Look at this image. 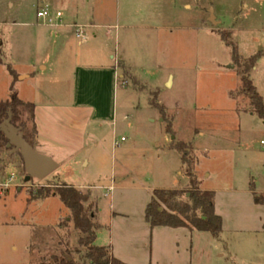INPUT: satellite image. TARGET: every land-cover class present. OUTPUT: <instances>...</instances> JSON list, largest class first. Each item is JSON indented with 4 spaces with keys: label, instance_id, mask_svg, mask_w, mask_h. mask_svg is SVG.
Here are the masks:
<instances>
[{
    "label": "rangeland",
    "instance_id": "obj_1",
    "mask_svg": "<svg viewBox=\"0 0 264 264\" xmlns=\"http://www.w3.org/2000/svg\"><path fill=\"white\" fill-rule=\"evenodd\" d=\"M40 1L0 0V101L12 92L26 103L69 101L71 45L65 48L53 38V29L36 17L41 7L63 8L60 0H43L42 5ZM178 3L150 0L139 10L155 14L152 18L120 17L137 26L128 32L138 42H119L120 51L133 53V77L125 76L117 89L114 132L105 124L99 139L90 134L86 143L92 141L93 146L80 154L61 149L56 155L60 166L44 180L24 182L19 154L12 148L0 154V264H39L49 246L56 253L68 249L80 262L85 250L78 245L79 232L71 224L59 227L69 210L56 195L31 198L38 188L58 184L92 187L90 202L95 203L101 225L94 244L128 258L126 264H264V203L255 199L264 197V125L249 111L230 50L210 30L205 12L214 11L221 20L214 28L232 31L238 53L247 58L264 50V0H188V11L180 10ZM174 10L182 14L186 30L170 34L162 27L167 19L157 16ZM68 43L76 47L74 39ZM169 71L174 74L170 88L165 84ZM31 73L37 77L19 80ZM251 80L264 101V56ZM30 127L27 120L28 132ZM164 136L172 139L170 143H191L199 188L214 194L215 213L222 219L217 238L145 224L144 210L153 191L181 189L185 183L179 154ZM83 156L88 166L81 164ZM252 179L255 186L250 191Z\"/></svg>",
    "mask_w": 264,
    "mask_h": 264
},
{
    "label": "crops",
    "instance_id": "obj_2",
    "mask_svg": "<svg viewBox=\"0 0 264 264\" xmlns=\"http://www.w3.org/2000/svg\"><path fill=\"white\" fill-rule=\"evenodd\" d=\"M176 1L179 2L178 8L180 10H191L188 0H173V3L176 4ZM149 2L150 0H60L58 6L63 9H53L60 10L65 14L64 19L67 24H80L85 27L86 32V40L80 42L74 38L71 29L48 26L53 29L52 36L54 39H58L67 49L71 45L69 51L73 62L71 71L72 91L67 103L31 102L34 104L33 122L36 131L33 147L36 152L52 158L58 164V167L62 161H59L56 155L62 150H67L72 154H80L84 152V149L91 148L93 142L86 143V139L91 137L90 134L95 136V139H99L105 124H109L112 132L115 131L116 94L119 86L123 85H121L123 80L122 70L118 67V64H123L129 78L133 77L129 70L133 53H127V49L120 51L119 42L123 41L128 45L138 42V39L133 38L132 33L128 32L137 26L123 22L120 17L122 16L124 20H130L133 17L138 20L150 16L152 18L155 14L139 10L140 7L145 9L146 4ZM7 4L9 7L12 6L10 2H7ZM40 4H44V1L41 0ZM121 6L123 11L120 13ZM206 11L209 15L206 19L210 24V30L216 31V28H219L221 24V20L218 19L211 8ZM178 13L174 10L173 13H163V15L159 13L157 16L158 18L167 19V24L162 27L170 34L175 31L186 30L185 21L181 24V19L184 18H182V14ZM171 19L179 21L171 23ZM117 23H120L121 26L119 27ZM150 26L152 25H139V28H149ZM122 29L126 31L123 35L120 34ZM228 31L232 33V31ZM71 39H74L76 47L68 43ZM111 50L114 51V54ZM40 68L41 72L46 71V66H40ZM36 77V74H25L19 80ZM173 82L174 74L169 71L166 75L165 84H169L168 87L170 88ZM164 137L167 143L172 140L168 136ZM117 144V141L113 142V145ZM88 161L87 156H83L81 164L84 167L88 166ZM260 182L262 188H264V180L261 179ZM72 186L80 191L88 192L92 201V187L84 184ZM184 186L185 183L181 189ZM111 190L112 186L107 191ZM112 217H114V214ZM145 224L149 227L146 222ZM113 257L115 256L113 255ZM115 258L123 263H128L126 257L116 255Z\"/></svg>",
    "mask_w": 264,
    "mask_h": 264
},
{
    "label": "trees",
    "instance_id": "obj_3",
    "mask_svg": "<svg viewBox=\"0 0 264 264\" xmlns=\"http://www.w3.org/2000/svg\"><path fill=\"white\" fill-rule=\"evenodd\" d=\"M215 32L230 50L231 60L236 67L240 82V93L247 98L249 111L256 115L264 125V101L256 92L250 76L258 60L264 56V50H259L254 55L243 58L231 39V32L223 30ZM1 57L0 54V65L3 64ZM118 67L122 70L123 79L128 76L123 64L119 63ZM6 68L9 74L15 78L16 75L11 66L8 64ZM10 90H13V86L10 87ZM154 106L159 107L157 104ZM26 112L28 113L27 120L31 124L29 132L26 129L27 120L23 119ZM33 113L34 104L21 101L13 92L9 99L0 101V124L10 114V123L23 132L24 139L32 146L36 136ZM168 133L171 135L172 131L169 129ZM6 145L7 140L0 133V154L8 149ZM170 147L179 154L185 187L181 190H154L144 210V221L151 229L155 227L186 228L189 231L209 233L217 238L221 233L222 219L215 213L214 194L210 191H201L199 188L200 183L194 174L196 159L191 143L179 141L170 143ZM249 190H254L253 179L249 182ZM50 195L58 196L69 210V218L61 222L59 227L64 228L65 225L71 224L73 229L79 232L78 245L84 248L85 252L81 256L80 262H76L72 259L68 249L56 253L55 249L49 246L47 247L48 255L43 257L39 264H125L113 257L108 246L100 247L94 244L101 225L97 222V208L94 203L90 202L88 192L80 191L67 184L42 186L31 192L32 199H43ZM255 199L256 202L264 203V197ZM74 253L78 254L79 250H74ZM67 257L71 258V262L66 260Z\"/></svg>",
    "mask_w": 264,
    "mask_h": 264
},
{
    "label": "water",
    "instance_id": "obj_4",
    "mask_svg": "<svg viewBox=\"0 0 264 264\" xmlns=\"http://www.w3.org/2000/svg\"><path fill=\"white\" fill-rule=\"evenodd\" d=\"M10 118L8 114V118L0 124V133L7 140L6 148H12L11 151L18 153L22 160L25 172L24 182L32 179L44 180L56 171L58 164L52 158L36 152L34 147L26 142L20 129L10 123ZM66 260L71 262L69 257Z\"/></svg>",
    "mask_w": 264,
    "mask_h": 264
},
{
    "label": "built area",
    "instance_id": "obj_5",
    "mask_svg": "<svg viewBox=\"0 0 264 264\" xmlns=\"http://www.w3.org/2000/svg\"><path fill=\"white\" fill-rule=\"evenodd\" d=\"M36 17L37 19L42 20L43 24L46 26H50L54 28L65 27L71 29L74 38L80 42L86 40L85 27L76 23L67 24L65 22L62 11L60 10H53L48 7L40 8L36 12ZM263 37H264V33H263ZM260 144L264 147V141H261Z\"/></svg>",
    "mask_w": 264,
    "mask_h": 264
}]
</instances>
